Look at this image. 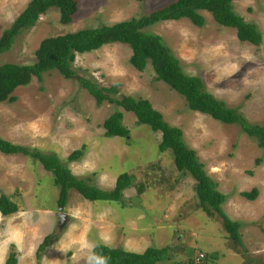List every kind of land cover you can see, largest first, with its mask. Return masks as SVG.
Masks as SVG:
<instances>
[{
	"label": "rangeland",
	"instance_id": "1",
	"mask_svg": "<svg viewBox=\"0 0 264 264\" xmlns=\"http://www.w3.org/2000/svg\"><path fill=\"white\" fill-rule=\"evenodd\" d=\"M27 1L0 0V31ZM168 1L77 0L66 23L58 21L57 8L50 6L14 36L0 52V62L29 63L44 36L138 16ZM231 2L237 14L255 24L261 36L258 44L239 40L234 28L218 24L203 9L200 26L180 17L145 28L161 36L185 73L201 77L207 91L235 107L248 122L262 124L264 0ZM129 53L123 42L76 52L71 76L45 71L40 79L32 76L16 86L15 100L0 101V137L56 153L73 175L100 188H111L119 172L131 177L120 197L109 202L88 200L69 188L61 209L67 218L57 226L58 186L51 173L29 155L0 151V193L19 199L23 208L0 214V264L10 251L15 264H85L96 241L133 251L164 246L163 264H189L188 258L199 250L207 258L198 264H264V146L237 123L188 108L181 94L155 79L149 62L142 70L134 68L127 60ZM78 76L99 85L117 82L118 93L148 99L166 122L181 129L185 144L224 193L221 209L239 222V242L227 237L214 210L198 204L192 176L174 167L169 149L157 147L159 132L122 110L121 123L129 133L103 134L102 119L120 107L106 100L96 104ZM82 144V156L66 161ZM252 186L257 188L252 199L240 193ZM47 233L48 243L37 257L35 249Z\"/></svg>",
	"mask_w": 264,
	"mask_h": 264
},
{
	"label": "trees",
	"instance_id": "2",
	"mask_svg": "<svg viewBox=\"0 0 264 264\" xmlns=\"http://www.w3.org/2000/svg\"><path fill=\"white\" fill-rule=\"evenodd\" d=\"M231 1L170 0L138 16L44 36L33 50V61L29 63L0 62V101L15 100V94L12 91L16 86L26 84L32 76L40 79L45 71L56 69L63 77L71 76L73 74L71 64L76 52L90 51L111 42H123L130 47L128 62L137 70H142L149 62L155 79L164 81L170 88L181 94L188 108L205 113L221 122L237 123L247 135L255 138L258 146H264V123L248 122L235 107L227 106L223 99L207 91L201 77L182 70L178 58L163 42L161 36L145 28L160 20L180 17H185L191 23L200 26L204 18L199 10L203 9L208 11L218 24L234 28L239 40L258 44L261 36L255 24L237 14L232 8ZM50 6L57 8L58 21L66 23L71 21L76 11L77 0H28L9 25L0 31V52L9 47L14 36L21 29L31 26L38 15ZM77 79L96 104L106 100L120 107L102 119L104 135L125 136L129 133L121 123L122 110L131 111L137 122L146 123L151 130L159 132L157 147L160 150L169 149L174 167L192 176L198 204L204 209L214 210L221 218L227 237L236 243L239 242V222L230 219L221 209L220 203L225 195L216 188V182L205 172L202 161L198 159L194 149L185 144L181 129L166 122L161 112L153 108L148 99L118 93L117 82L99 85L96 81L83 76H78ZM85 150L84 144L73 148L66 156V161L79 159ZM0 151L7 154L21 152L37 159L42 167L51 173L52 183L58 186L56 206L64 205L69 188H74L88 200L98 199L109 202L119 198L122 189L131 183L130 175L123 171L115 176L111 188H100L73 175L56 153L41 152L39 148L13 143L2 137H0ZM137 189L141 190L142 186L139 185ZM240 193L252 199L257 193V188L252 186L249 190H242ZM17 200L19 199L0 193V214L4 216L16 210H22ZM49 237V233L45 234L38 243L35 249L37 257L48 243ZM199 251L203 253L200 260L206 259V253ZM164 252V246H147L141 251H133L96 241L89 250L85 264H163ZM194 258H188L189 264H192ZM15 263V253L10 251L4 258V264Z\"/></svg>",
	"mask_w": 264,
	"mask_h": 264
},
{
	"label": "water",
	"instance_id": "3",
	"mask_svg": "<svg viewBox=\"0 0 264 264\" xmlns=\"http://www.w3.org/2000/svg\"><path fill=\"white\" fill-rule=\"evenodd\" d=\"M61 209H62V205H58V207L55 210L57 214V226L62 225L66 216V213L61 211Z\"/></svg>",
	"mask_w": 264,
	"mask_h": 264
},
{
	"label": "built area",
	"instance_id": "4",
	"mask_svg": "<svg viewBox=\"0 0 264 264\" xmlns=\"http://www.w3.org/2000/svg\"><path fill=\"white\" fill-rule=\"evenodd\" d=\"M202 256H203V253L199 251V252L197 253V255L195 256L194 262H195L196 264H198V263H199V260L201 259Z\"/></svg>",
	"mask_w": 264,
	"mask_h": 264
},
{
	"label": "flooded vegetation",
	"instance_id": "5",
	"mask_svg": "<svg viewBox=\"0 0 264 264\" xmlns=\"http://www.w3.org/2000/svg\"><path fill=\"white\" fill-rule=\"evenodd\" d=\"M54 212H56L55 210H54ZM56 214V213H55ZM67 218V216H65V219ZM56 220H57V217H56Z\"/></svg>",
	"mask_w": 264,
	"mask_h": 264
},
{
	"label": "clouds",
	"instance_id": "6",
	"mask_svg": "<svg viewBox=\"0 0 264 264\" xmlns=\"http://www.w3.org/2000/svg\"><path fill=\"white\" fill-rule=\"evenodd\" d=\"M62 207H63V205H62Z\"/></svg>",
	"mask_w": 264,
	"mask_h": 264
},
{
	"label": "crops",
	"instance_id": "7",
	"mask_svg": "<svg viewBox=\"0 0 264 264\" xmlns=\"http://www.w3.org/2000/svg\"><path fill=\"white\" fill-rule=\"evenodd\" d=\"M21 211V210H20Z\"/></svg>",
	"mask_w": 264,
	"mask_h": 264
}]
</instances>
